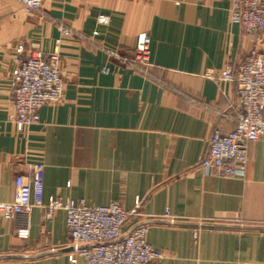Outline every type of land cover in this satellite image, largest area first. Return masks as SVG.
Instances as JSON below:
<instances>
[{
	"label": "crops",
	"instance_id": "crops-1",
	"mask_svg": "<svg viewBox=\"0 0 264 264\" xmlns=\"http://www.w3.org/2000/svg\"><path fill=\"white\" fill-rule=\"evenodd\" d=\"M234 1L43 0L40 15L0 0V203L13 200L17 175L40 164L45 201L132 211L139 199L124 233L148 226V243L164 254L154 264H264V139L249 145L245 180L198 169L213 131L236 127V87L209 70L217 77L264 51L233 22ZM143 36L150 76L111 56L133 58ZM20 44L59 55L65 80L60 102L26 128L13 118ZM82 245L63 210L0 216V264H85Z\"/></svg>",
	"mask_w": 264,
	"mask_h": 264
},
{
	"label": "built area",
	"instance_id": "built-area-1",
	"mask_svg": "<svg viewBox=\"0 0 264 264\" xmlns=\"http://www.w3.org/2000/svg\"><path fill=\"white\" fill-rule=\"evenodd\" d=\"M14 1L26 14L42 15L43 0ZM232 20L244 33L255 36L259 42L264 41V0H235ZM60 29L66 35L74 33L64 24ZM150 46V37L143 36L133 58L111 56L150 76ZM16 53L19 68L12 79L13 118L20 128H26L39 121L40 110L45 105L60 102L65 80L60 70L59 55L53 54L45 59L41 50L27 49L24 44L17 46ZM208 75L235 85L232 105L235 115L232 118L236 127L228 133L219 129L213 131L208 154L198 169L204 174L215 173L245 180L250 163L249 145L264 139V51L253 50L241 63L228 64L217 77L214 70H209ZM14 183V198L0 203V216L11 221L18 216L28 217L34 208H41L51 218L56 212L65 211L67 232L72 242L94 244L78 249L85 264H154L164 258L162 251L148 243L147 225L136 227L118 240L124 234L128 220L138 215L139 199L132 211L119 204L90 207L84 200H63L60 197H50L45 201L44 167L40 164L17 175ZM17 235L26 239L28 232L18 230Z\"/></svg>",
	"mask_w": 264,
	"mask_h": 264
},
{
	"label": "water",
	"instance_id": "water-1",
	"mask_svg": "<svg viewBox=\"0 0 264 264\" xmlns=\"http://www.w3.org/2000/svg\"><path fill=\"white\" fill-rule=\"evenodd\" d=\"M144 223H139V224H136L135 226H133L130 230H128L127 232H125L118 240L126 237L128 234H130L136 227L140 226V225H143ZM203 226H207V225H211V224H207V223H203L202 224ZM94 244H85V245H82V247H91L93 246ZM56 251H53L51 253H54Z\"/></svg>",
	"mask_w": 264,
	"mask_h": 264
}]
</instances>
